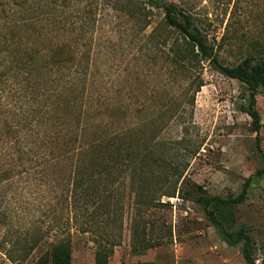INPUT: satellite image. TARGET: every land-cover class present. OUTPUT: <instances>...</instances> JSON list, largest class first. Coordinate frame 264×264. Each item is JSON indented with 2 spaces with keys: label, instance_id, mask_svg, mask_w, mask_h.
Instances as JSON below:
<instances>
[{
  "label": "rangeland",
  "instance_id": "374dc122",
  "mask_svg": "<svg viewBox=\"0 0 264 264\" xmlns=\"http://www.w3.org/2000/svg\"><path fill=\"white\" fill-rule=\"evenodd\" d=\"M166 1L189 15L223 64L264 58V0ZM16 15L34 19L33 41L76 46L89 69L82 95L62 94V72L43 71L48 57L41 56L28 80L11 77L2 94L0 131L11 125L17 143L9 149L0 139V264H34L67 236L70 264H98L95 236L79 230L62 202V165L51 160L62 124L76 123L80 104L84 140L122 132L159 163L134 177L116 169L107 175V246L115 243L107 264H245L241 244L227 245L195 199L235 195L264 166V90L256 104L259 149L241 110L242 84L207 60L176 64L180 34L161 8L144 0H27ZM216 213L247 231L254 264H264V175L252 176L241 203Z\"/></svg>",
  "mask_w": 264,
  "mask_h": 264
},
{
  "label": "trees",
  "instance_id": "16d2710c",
  "mask_svg": "<svg viewBox=\"0 0 264 264\" xmlns=\"http://www.w3.org/2000/svg\"><path fill=\"white\" fill-rule=\"evenodd\" d=\"M144 2L161 8L165 24L179 32L181 39L176 41L172 48L176 64L197 66L202 60H207L216 71L242 84L245 105L241 106V110L251 118V129L255 133L256 144L259 148L258 133L261 119L256 104L260 88L264 90V58L255 60L253 56H248L235 65H225L214 53L213 46L208 43L206 36L193 25L189 15L175 3L166 0H144ZM26 3L27 0H0V100L2 94L7 91L10 78L26 76L23 78L26 80L32 75V71L37 69L35 65L41 56L48 57L42 63L43 71L62 72L63 74L59 93L64 94L72 90L82 95L88 82L89 64H84L80 60L79 56L82 53L76 46L43 45L38 41H33L30 35L33 33L29 31V26L34 19L16 15L20 9L26 7ZM29 66L31 67L28 69ZM201 85L202 81L199 80L196 88L198 89ZM73 100L66 102L67 108L71 103L77 102L76 97H73ZM70 109L65 110L63 118H71ZM77 111L78 115L73 117L76 123L64 122L62 124L56 141L57 155L51 157V160L55 161L56 158L62 165L64 174L62 202L70 208L73 220L79 223V230L95 236L96 263L107 264L113 251L112 246L115 245L113 243L111 247L107 246V175L116 169L121 172L130 171L134 177L138 171H141V174L153 172L155 164L159 163L149 148L141 151L132 142L123 140L122 132H115L108 137L99 136L84 140L82 124L79 123V116L82 112L81 104ZM4 125L6 131H0V139H4L3 142L9 149H13V143H17L15 132L11 130L12 127L8 123ZM260 152L264 163V152ZM146 159L150 162H146ZM164 162L166 163L165 168L177 172V167L172 160L164 159ZM253 175H264V166L249 175L235 195L200 196L195 199L206 218L227 245L241 244L240 250L245 264H254V247L250 235L244 228L232 229L229 219L216 213V210L220 207H233L241 203L248 193ZM139 182L137 180L135 183ZM167 194H170L169 191ZM71 248L70 237L59 239L46 249L34 264H70Z\"/></svg>",
  "mask_w": 264,
  "mask_h": 264
}]
</instances>
